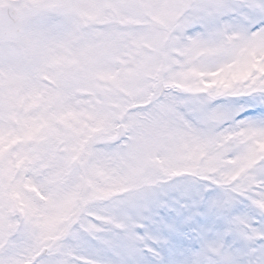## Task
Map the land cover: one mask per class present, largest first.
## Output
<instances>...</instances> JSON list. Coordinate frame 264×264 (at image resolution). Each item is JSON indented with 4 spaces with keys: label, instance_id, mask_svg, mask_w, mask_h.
<instances>
[{
    "label": "snow or ice",
    "instance_id": "6c2138e0",
    "mask_svg": "<svg viewBox=\"0 0 264 264\" xmlns=\"http://www.w3.org/2000/svg\"><path fill=\"white\" fill-rule=\"evenodd\" d=\"M0 264H264V0H0Z\"/></svg>",
    "mask_w": 264,
    "mask_h": 264
}]
</instances>
